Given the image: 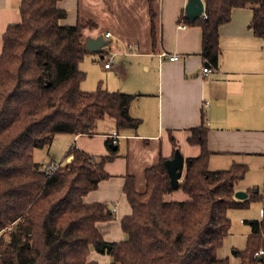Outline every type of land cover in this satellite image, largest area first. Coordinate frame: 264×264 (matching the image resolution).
<instances>
[{"label": "trees", "instance_id": "16d2710c", "mask_svg": "<svg viewBox=\"0 0 264 264\" xmlns=\"http://www.w3.org/2000/svg\"><path fill=\"white\" fill-rule=\"evenodd\" d=\"M60 0H22L21 21L3 35L0 56V264H100L90 262L92 251L109 254L110 264H230L218 250L230 234L231 209H246L264 200V193L249 190L246 199L235 197L236 186L248 166L227 170L209 168L208 127L191 129L189 142L201 154L187 158L186 173L174 189L164 157L143 169V186L135 174L126 175L124 193L132 213L121 221L127 239L108 243L97 227L114 215L101 203L85 197L110 177L104 166L119 153L106 141L108 154L95 156L73 146L66 159L47 173L35 161L37 149L49 147L59 134H94L97 122L108 117L117 132L136 130L141 121L130 115L136 95L110 92L98 86L83 91L86 74L80 62L86 49V25L64 26L67 17ZM205 16L188 25L202 28V56L217 65L221 53L219 29L236 8H251V29L264 39V0H203ZM152 20L157 15L150 6ZM154 13V15H153ZM154 43L159 38L151 24ZM105 50L102 48L99 52ZM174 155L180 151L171 137ZM181 190L186 201H166ZM244 250L234 255L239 264H264V222H250ZM259 257H261L259 259Z\"/></svg>", "mask_w": 264, "mask_h": 264}, {"label": "crops", "instance_id": "0c3cea01", "mask_svg": "<svg viewBox=\"0 0 264 264\" xmlns=\"http://www.w3.org/2000/svg\"><path fill=\"white\" fill-rule=\"evenodd\" d=\"M125 1L127 13L117 14L110 10L108 0H60L57 4L67 13L61 20L62 25H86L85 43L90 38L104 37L106 50L91 52L100 54L102 62L105 57H112V53H119V45L125 48L124 57L133 58L129 63L126 60L127 66L119 75L124 83L118 89L136 95L130 115L141 121L140 126L136 130L117 132L115 121L106 117L97 122L92 136H57L63 138L62 147H65L63 158L57 160L59 164L67 163L66 154L73 146L97 157L108 154L107 139L112 140L113 148L117 146L118 157L104 166L110 177L85 197L86 203L104 204L114 215L112 220L97 224L108 243L126 239L121 221L132 213L124 193L126 175L129 172L135 174L142 187L143 169L147 164H157L161 157H182L183 177L186 159L197 157L202 151L199 144L189 142L191 129L202 124V115H205L208 127L209 168L227 170L235 164L247 165L248 172L237 184L236 192L256 189L260 194L264 193V39L254 35L251 29L253 10L234 9L231 21L220 27L218 64L210 74L203 76L206 64L202 56V28L183 21L188 0H159L158 10L154 11L157 24L151 17L150 0ZM21 2L0 0V56L4 33L9 25L21 21ZM95 18L101 19L103 25L105 22L116 24V32L106 29L98 34V23L94 28H88V25H94ZM153 21L159 32L157 43L152 41L150 33ZM114 40L117 43L114 44ZM162 52L181 58L170 61L160 57ZM110 60V68H105L104 63L107 72L115 71L113 60L107 62ZM64 135L69 136L61 137ZM171 137L180 147L175 155ZM47 160L46 164L40 163L41 160L38 163L44 168L43 165L56 162L51 156ZM165 199L186 201L189 197L177 190ZM253 204H260V216L252 213ZM249 209V219L264 222V200L253 202ZM250 222L249 233L245 232L247 239L251 232ZM230 235L231 231L225 240Z\"/></svg>", "mask_w": 264, "mask_h": 264}, {"label": "rangeland", "instance_id": "374dc122", "mask_svg": "<svg viewBox=\"0 0 264 264\" xmlns=\"http://www.w3.org/2000/svg\"><path fill=\"white\" fill-rule=\"evenodd\" d=\"M109 5L111 6V11L115 14L119 13H127L126 10V1L125 0H108ZM159 0H150V5L152 6V10L156 11V8L158 10V4ZM105 4V3H101ZM156 24L158 23V20L156 17H154ZM120 20V19H119ZM94 25H90L91 27L88 28H94L95 23H98L99 29L97 30L98 34L101 31H105L106 29H110L113 32H116V24L109 23L103 25L101 22V19L95 18L93 21ZM84 39H86L85 33H84ZM110 41V40H106ZM113 43H117L116 40L113 41ZM109 45V44H107ZM120 50L119 53H112V57H105L104 61L102 62L100 59V54H87L84 59L80 62V69L86 74L85 80L81 83V89L83 91H94L100 86L101 88H104L110 92H117L120 90L118 87L122 86L124 83V80L121 78V72L125 70V67L128 63L133 59L132 57H124L122 54L125 51V48L123 45L118 46ZM104 49L106 50L105 46ZM108 59L113 60L114 64V70L111 72H107V70L104 68V63L107 62ZM101 61V62H100ZM130 66V65H129ZM122 90V89H121ZM122 92V91H121ZM61 134H59L60 137ZM71 135V134H70ZM58 136V135H57ZM55 137L54 141L52 142V145L45 148L37 149L34 153V159L36 162L40 163L44 162L43 164H46L49 160L46 161V159H49V156L55 159V164L58 165L60 161H57L58 159L61 160L64 155V142L61 141L63 138ZM69 135H64L61 137H68ZM44 160V161H43ZM52 164V163H51ZM46 167V165H43ZM51 166V165H48ZM261 207L260 204H253L252 208L254 211L253 214H256L260 216V212L262 211V208H255V207ZM249 208L246 209H231L229 211V218L232 222V229H231V235L224 240L223 245L218 250V257L220 259L223 258H229L230 264H239L240 260L233 255V252L235 249L244 250L245 245L247 242V237L245 236V232L248 231L249 233V222L251 220H254V218L249 219L247 217V213L250 210ZM259 218V217H258ZM245 221V223H243ZM101 229L103 230V227L101 226ZM127 239V235L125 237ZM124 239V240H126ZM236 248H235V247ZM264 250V246H263ZM90 262H99L100 264H110L113 262L112 257L103 252L94 251L91 256L89 257Z\"/></svg>", "mask_w": 264, "mask_h": 264}, {"label": "water", "instance_id": "95a60500", "mask_svg": "<svg viewBox=\"0 0 264 264\" xmlns=\"http://www.w3.org/2000/svg\"><path fill=\"white\" fill-rule=\"evenodd\" d=\"M205 11V4L203 0H188V3L185 7V16L186 19L190 22H194L198 17L202 16ZM105 45V40L103 36L97 38H90L86 42V49L88 52H99L102 47ZM117 149V146L114 147V150ZM73 159V156H70L67 160L69 163ZM165 165L170 176V181L174 189L179 188V183L182 179L183 169H184V160L181 158L167 159ZM237 199H246L248 193L243 191H237L235 193ZM261 257H259L260 259Z\"/></svg>", "mask_w": 264, "mask_h": 264}, {"label": "built area", "instance_id": "2783aa9c", "mask_svg": "<svg viewBox=\"0 0 264 264\" xmlns=\"http://www.w3.org/2000/svg\"><path fill=\"white\" fill-rule=\"evenodd\" d=\"M205 12V11H204ZM204 17L206 18L205 16V13L203 14ZM107 36H110V33H107ZM160 57L162 58H167L169 59L170 61H178L181 57L177 54H173V55H169L168 53L166 52H162L160 54ZM111 64H112V61H108L107 63H105V68H110L111 67ZM215 69V65H213L212 63H209L207 60H206V65L204 66L203 68V76H207L208 74H210L213 70ZM57 167V165L55 163H52L51 166H46L44 167V169L46 170L47 173L51 172L52 170H54L55 168ZM264 254V250H260V253L259 255H263Z\"/></svg>", "mask_w": 264, "mask_h": 264}]
</instances>
